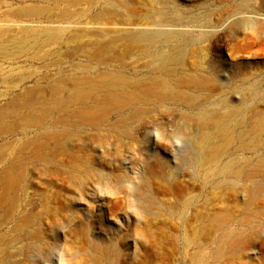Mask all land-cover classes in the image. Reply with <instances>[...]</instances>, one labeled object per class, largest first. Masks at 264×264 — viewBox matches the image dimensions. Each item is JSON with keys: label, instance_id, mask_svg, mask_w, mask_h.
I'll return each instance as SVG.
<instances>
[{"label": "rangeland", "instance_id": "1", "mask_svg": "<svg viewBox=\"0 0 264 264\" xmlns=\"http://www.w3.org/2000/svg\"><path fill=\"white\" fill-rule=\"evenodd\" d=\"M0 264H264V0H0Z\"/></svg>", "mask_w": 264, "mask_h": 264}, {"label": "bare ground", "instance_id": "2", "mask_svg": "<svg viewBox=\"0 0 264 264\" xmlns=\"http://www.w3.org/2000/svg\"><path fill=\"white\" fill-rule=\"evenodd\" d=\"M127 3V2H126ZM101 13V12H100ZM99 14V13H98ZM96 19V18H95ZM91 20V19H90ZM164 18H157V22H158V24H164ZM190 24V23H189ZM200 24V23H199ZM188 25V24H187ZM160 26V25H159ZM164 27H166L165 25H164ZM176 31V30H175ZM181 31V30H180ZM103 32V31H102ZM182 32V31H181ZM197 33H198V31H197ZM105 34V33H104ZM139 35L142 37V39H145V40H150V41H158V40H165L166 42H169L171 39H172V36L174 35L173 34V32H170V31H167V30H164V29H160V30H153V29H149V28H144V29H142V30H140L139 31ZM186 36V35H185ZM184 36V37H185ZM136 38V37H135ZM183 38V37H182ZM179 39V38H178ZM185 39H187V38H185ZM184 39V40H185ZM146 42H148V41H146ZM145 42V43H146ZM157 44H159V43H157ZM166 44V43H165ZM195 48V47H194ZM198 48V47H197ZM150 51V50H149ZM172 52V51H171ZM193 52V51H192ZM106 53V52H105ZM150 54V53H149ZM167 54V53H166ZM169 54H170V52H169ZM205 55V54H204ZM173 56V55H172ZM177 56V55H176ZM179 56V55H178ZM175 57V56H174ZM203 57V56H202ZM156 58V57H155ZM179 59V58H178ZM177 59V60H178ZM191 59V58H190ZM169 60V59H168ZM162 64V63H161ZM192 74V73H191ZM194 74V73H193ZM192 74V75H193ZM204 74V73H203ZM207 75V74H206ZM200 76V75H199ZM113 77V76H112ZM208 77V76H207ZM200 79V78H199ZM194 80V79H193ZM203 80V79H202ZM119 85V84H118ZM171 85V84H170ZM255 94H257V92L255 91ZM101 95V94H100ZM102 96H103V94H102ZM115 96V95H114ZM97 99V98H96ZM103 101V100H102ZM247 106V105H246ZM257 107V106H256ZM247 108V107H246ZM253 109V108H252ZM136 110V109H135ZM218 113V112H217ZM229 113H230V109H229ZM226 114V113H225ZM185 116V115H184ZM252 116V115H251ZM251 122V121H250ZM257 125H258V123H257ZM213 126V125H212ZM246 127V126H245ZM260 131V130H259ZM192 134V133H191ZM196 134V133H195ZM201 135V134H200ZM231 135V134H230ZM242 137V136H241ZM249 137V136H248ZM231 138V137H230ZM233 138V137H232ZM187 139H188V137H187ZM191 140V139H190ZM211 140V139H210ZM231 141V140H230ZM202 142V141H201ZM200 143V142H199ZM228 143V142H227ZM201 144V143H200ZM219 144V143H218ZM205 145H207V143L205 144ZM225 146H227V145H225ZM252 147V146H251ZM208 148V147H207ZM214 148V147H213ZM190 149V148H189ZM211 149V148H210ZM209 149V150H210ZM238 149V148H237ZM244 149V148H243ZM200 150H201V153L203 154L204 153V148H200ZM206 151H208V149L206 150ZM209 152V151H208ZM213 154V153H212ZM197 155V154H196ZM205 155V154H204ZM241 156H242V154H241ZM206 157H208L209 158V156H206ZM203 158V157H202ZM206 160H207V158H206ZM206 160H204V159H201V162H200V165H199V167L200 168H205V166H206V163H205V161ZM259 167V166H258ZM241 168V167H240ZM238 170V169H237ZM241 170V169H240ZM200 171V170H199ZM239 172V171H238ZM252 174V173H251ZM246 178V177H245ZM247 179V178H246ZM207 223H209V222H207ZM197 255V254H196ZM196 259V258H195Z\"/></svg>", "mask_w": 264, "mask_h": 264}]
</instances>
